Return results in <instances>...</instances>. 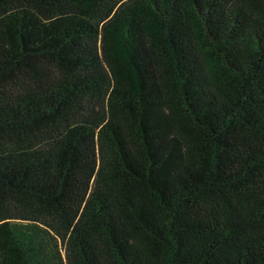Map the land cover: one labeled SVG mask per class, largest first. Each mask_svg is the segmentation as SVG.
<instances>
[{
	"label": "trees",
	"instance_id": "16d2710c",
	"mask_svg": "<svg viewBox=\"0 0 264 264\" xmlns=\"http://www.w3.org/2000/svg\"><path fill=\"white\" fill-rule=\"evenodd\" d=\"M0 264H264V0H0Z\"/></svg>",
	"mask_w": 264,
	"mask_h": 264
}]
</instances>
